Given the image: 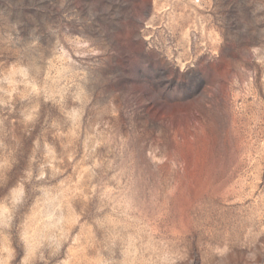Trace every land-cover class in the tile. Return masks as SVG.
Instances as JSON below:
<instances>
[{"label":"rangeland","instance_id":"rangeland-1","mask_svg":"<svg viewBox=\"0 0 264 264\" xmlns=\"http://www.w3.org/2000/svg\"><path fill=\"white\" fill-rule=\"evenodd\" d=\"M0 264H264V0H0Z\"/></svg>","mask_w":264,"mask_h":264}]
</instances>
